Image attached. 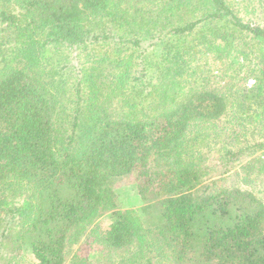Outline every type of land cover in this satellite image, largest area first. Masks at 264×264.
Instances as JSON below:
<instances>
[{
	"label": "trees",
	"instance_id": "16d2710c",
	"mask_svg": "<svg viewBox=\"0 0 264 264\" xmlns=\"http://www.w3.org/2000/svg\"><path fill=\"white\" fill-rule=\"evenodd\" d=\"M0 22V239L90 264L109 212L99 264H264V138L225 148L232 114L264 136V26L228 0H0ZM243 65L251 86L220 82ZM211 143L230 175H210ZM131 186L145 203L122 210Z\"/></svg>",
	"mask_w": 264,
	"mask_h": 264
},
{
	"label": "rangeland",
	"instance_id": "374dc122",
	"mask_svg": "<svg viewBox=\"0 0 264 264\" xmlns=\"http://www.w3.org/2000/svg\"><path fill=\"white\" fill-rule=\"evenodd\" d=\"M228 1L235 6V8L238 10L239 15H241V17H243L247 22L264 26V0H228ZM6 9L11 10L14 13L20 12V10L16 6L11 4L6 5ZM4 26L5 23L0 22V43L1 41L4 42L6 40V36L8 33L7 31H2ZM97 31H99V29ZM145 34L148 35L149 33L147 32ZM155 42H156V38L149 39L146 41L143 40L141 43V48L147 49L146 52L147 58L149 60H154V61H156L160 51L159 46L153 45V43ZM1 46L3 51L7 50L8 48V45L5 44ZM1 56L2 55H0V59ZM215 66H217V64H215ZM227 72H228L227 73L228 76L225 77L224 79H220V82L222 84L224 83L231 84V81H234L236 82L235 84L241 85L243 87H249L253 84L252 77H248L246 80L243 79V76H245L247 73L246 71H244V65L240 68V73L238 77L233 76V71H231L230 69H228ZM142 79L146 84H149V82L151 83L155 80V79H150L149 71H145V76ZM225 120L229 125H231L232 128H234V130L238 132V134L241 133L244 130V127L246 126V129L244 130L245 133L240 135L237 139H235L234 143L225 147L226 149L234 151L237 148L246 145L247 142L254 143L257 140L259 141L264 138L262 134H259L262 131L257 132L258 129L253 134H251L250 132L251 129L253 128V125L249 127L247 123H243L241 120L237 119L235 114H232L229 118ZM205 149L207 148L204 147V150ZM222 153L224 152L223 149H221V146L213 145L211 143V149L209 153L206 154V158H208L206 164L211 167L210 175L214 176L215 178L230 175L235 168L237 169L239 167V164L241 163V161H237L236 159L234 161L228 162L229 159L227 158L225 159L226 154H224V158L221 157ZM231 165L232 167H229ZM228 168L230 171L224 172V170ZM119 183L120 185L123 184V182H119ZM15 201L16 204L19 202L17 199ZM144 203L145 202L139 197L136 189H134L132 186L127 187L118 195V207L122 210L129 208H138ZM1 216L3 217L4 214H2ZM10 219H12V217H10L9 220ZM110 222H111L110 213L106 212L102 214L95 222H93L89 230L87 231L86 235L88 237L87 239L89 242L87 243V245H85V248L80 249V251H82L85 254H90L92 256L93 255L95 256V257H89L90 264H99L98 261H96V258L99 256L97 251L98 248L100 247L98 240L102 238V236L108 229ZM4 223L5 222H0V234L4 227ZM13 223L14 220L10 222V225L12 226ZM13 238L14 236L12 237L9 236V238L0 239L1 243L3 244V246L0 248V264H36L37 260L30 253L22 249H18V248L14 249L16 243L15 244L13 243ZM84 241H86V238L81 237L79 243L72 246L73 251L69 252L68 258H70V256L73 255V252L80 246L79 244H81Z\"/></svg>",
	"mask_w": 264,
	"mask_h": 264
}]
</instances>
